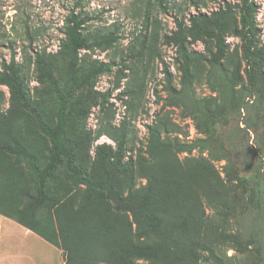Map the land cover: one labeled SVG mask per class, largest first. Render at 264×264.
<instances>
[{
  "label": "rangeland",
  "instance_id": "374dc122",
  "mask_svg": "<svg viewBox=\"0 0 264 264\" xmlns=\"http://www.w3.org/2000/svg\"><path fill=\"white\" fill-rule=\"evenodd\" d=\"M237 4V0H0V70L1 62L9 61L15 51L23 64L28 104L49 124L56 121L59 102L50 82L39 79L35 51L45 55L47 69L71 95L66 144L75 166L87 168L89 184L64 158L42 184L48 197L77 207L86 202V222L102 229L110 222L116 234L132 240V215L114 208L115 200L131 190H140L134 202L146 192L161 200L168 210L165 217L173 224L183 222L178 217L183 203L198 200L199 210L184 220H195L192 226L198 217L204 230L212 233L234 235L255 226L238 183L252 173L264 153V0H255L256 46L263 52L253 76L245 42L234 33L241 26ZM73 14L84 19L80 32L85 40L75 65L66 48L71 45ZM217 17L228 46L221 59L212 56L215 39L203 33L216 31ZM177 20L182 24L179 31ZM181 44L188 57V78L180 68ZM20 103L0 84V141L17 139L42 166L49 140L38 130L33 113L19 109ZM200 112L206 121L198 117ZM147 125L156 127L165 142L208 137L227 158L216 159L206 150L187 153L171 148L152 158L146 153ZM102 145L108 151L105 161L99 158ZM7 165L13 172L0 175L4 202L22 199L23 189L36 195L34 173L0 151V167ZM54 233L59 242L56 226ZM237 247L228 240L215 243L224 264H260L255 247ZM41 249L48 254L47 247ZM134 261L154 264L143 258Z\"/></svg>",
  "mask_w": 264,
  "mask_h": 264
},
{
  "label": "trees",
  "instance_id": "16d2710c",
  "mask_svg": "<svg viewBox=\"0 0 264 264\" xmlns=\"http://www.w3.org/2000/svg\"><path fill=\"white\" fill-rule=\"evenodd\" d=\"M237 2L241 26L235 29L234 33L245 42L243 46L244 55L248 64L252 67L250 76H253L259 70V59L263 52L262 48L256 46L257 6L255 0H237ZM71 22L72 26L68 30L71 45H67L66 48L71 64L75 65L79 49L83 48L85 43L80 32L84 19H80L78 15L73 14ZM177 24L179 31L182 24L179 20H177ZM26 33L29 35L27 30ZM203 33L215 39L216 51L212 56L221 59L225 55L228 46L223 39V28L219 23V18L217 17L216 31L204 30ZM180 49L183 55L180 68L183 71V77L188 78V57L182 44ZM34 55L40 71L39 79L50 82L58 99L59 109L55 123L49 124L41 117L37 109L28 104L25 95L26 85L22 75L23 64L18 62L16 53L12 50L10 60L1 62L0 84L9 88L11 98L18 97L21 100L18 105L19 109L24 108L33 113L38 130L48 138L50 146L47 159L40 166L34 155L17 139H13L12 143L0 141V151L11 154L15 157L17 164L34 173L36 176L34 183L37 188L36 195L23 189L22 199L19 197V199L12 202H4L5 200L1 195L2 191H0L1 213L34 230L46 240L60 247L65 254L66 264H136L135 258L148 259L154 264H206L204 262H207V264H224L222 255L215 249V243L223 240L236 243L237 248L241 250L250 245L255 247L260 264H264V153L260 154L258 165L251 168L252 173L248 177H241L238 183L244 197L247 198V210L253 214L256 221L255 226L239 234L229 235L218 231L208 232L204 230V224L200 223L201 217L196 219L197 224L193 226L195 220L185 222L192 210H199L197 208L200 206L198 200L193 202L192 205L183 203V209L178 216L183 222L173 224V222L166 219L165 215L168 210L161 200L146 192L141 195L138 202H134L135 196L140 193V190H131L127 197H117L114 208L129 212L132 215L133 224H135L134 231L132 230L135 240H132L116 234L110 222L103 229L86 222L84 218L85 215H88L86 202L77 207L74 202H64L63 200L58 202L54 198L48 197L43 188L45 180L64 163V158H67L66 164L73 172L80 175L87 184H89V180L87 168L75 166L74 156L71 155L70 148L66 144L65 127L70 114L68 107L71 95L69 92L63 91L56 77L47 69L45 55L41 51H35ZM167 73L169 72L167 71ZM184 90L185 93L188 92V89L184 88ZM186 98V96H182L183 101H186ZM198 117L206 121L203 112H200ZM147 128L149 137L146 144V153L152 158H155L160 150L167 148H171L176 152L187 153L194 150H206L216 159L227 158L222 150L213 148L212 140L208 137H200L190 141L178 139L174 142H165L156 127L147 125ZM107 155L106 146L102 145L99 158L105 161L108 159ZM9 172H13V168L8 170V165L4 168L0 167V175ZM0 187L1 189L5 187L2 176ZM78 220H83L86 225H80L77 223ZM54 226L58 231L59 242L54 239ZM107 231H109V237L105 239ZM203 252L207 253L205 257L204 255L202 257ZM170 255H174L175 258L171 259Z\"/></svg>",
  "mask_w": 264,
  "mask_h": 264
},
{
  "label": "crops",
  "instance_id": "0c3cea01",
  "mask_svg": "<svg viewBox=\"0 0 264 264\" xmlns=\"http://www.w3.org/2000/svg\"><path fill=\"white\" fill-rule=\"evenodd\" d=\"M64 256L60 247L0 211V264H66Z\"/></svg>",
  "mask_w": 264,
  "mask_h": 264
}]
</instances>
